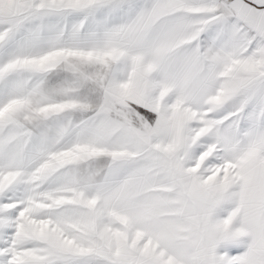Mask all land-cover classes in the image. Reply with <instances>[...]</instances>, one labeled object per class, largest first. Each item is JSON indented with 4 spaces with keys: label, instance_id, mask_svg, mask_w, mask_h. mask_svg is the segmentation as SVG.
<instances>
[{
    "label": "snow or ice",
    "instance_id": "1",
    "mask_svg": "<svg viewBox=\"0 0 264 264\" xmlns=\"http://www.w3.org/2000/svg\"><path fill=\"white\" fill-rule=\"evenodd\" d=\"M0 264H264V0H0Z\"/></svg>",
    "mask_w": 264,
    "mask_h": 264
}]
</instances>
